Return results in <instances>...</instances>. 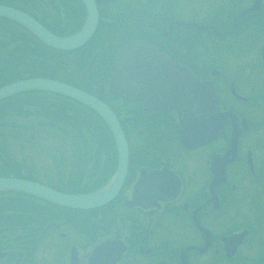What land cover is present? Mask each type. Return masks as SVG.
Segmentation results:
<instances>
[{
  "label": "flooded vegetation",
  "instance_id": "af4514ba",
  "mask_svg": "<svg viewBox=\"0 0 264 264\" xmlns=\"http://www.w3.org/2000/svg\"><path fill=\"white\" fill-rule=\"evenodd\" d=\"M93 2L98 23L85 47L98 62L86 67L97 73L86 79L81 65L73 87L115 115L128 149L124 181L89 211L1 196L24 200L0 212V264H264V0ZM133 42L141 45L137 62L123 66L110 92L114 53ZM9 114L10 128H0L1 177L68 194L106 181L70 190L92 183L94 172L61 149L49 155L54 177L41 163L31 167L28 155L15 161ZM186 120L197 130L191 146L181 139Z\"/></svg>",
  "mask_w": 264,
  "mask_h": 264
},
{
  "label": "trees",
  "instance_id": "16d2710c",
  "mask_svg": "<svg viewBox=\"0 0 264 264\" xmlns=\"http://www.w3.org/2000/svg\"><path fill=\"white\" fill-rule=\"evenodd\" d=\"M28 1L33 3L34 7L31 6ZM55 2L57 3L56 0ZM13 4L15 8L22 10L33 17H38V7L35 5L38 3H36L34 0H14ZM47 28H49V26H47ZM56 35L61 36L60 34ZM48 53H50V56H48ZM86 54L87 51L84 53L83 48L72 53H59L53 51L40 43L23 27L9 20L0 19V87L28 78H49L67 83L71 86H75L74 74L79 73V68L81 65H84L86 62L87 63L85 65L90 63L91 59L88 60L85 58ZM98 60H100V58ZM100 62L102 61L100 60ZM80 74L87 79V73L83 71L80 72ZM26 94L45 95L47 93L34 92ZM26 94L17 95L3 101L4 105L0 107V128L3 126L6 129L10 128L11 124L9 111L13 109L14 120L12 126L15 130L13 139L16 141V143L23 144L24 142H28L36 148H39V140L41 137L36 136L34 132H37L41 129L62 130L61 136L49 137H61L59 138L61 142L65 143V145L69 147L71 156H73L72 159L75 161H81L80 163H82L83 160L79 158H81L84 153H81L78 147H86V141L83 138L81 140L82 142L80 141L82 146H80V135H70V132L68 131V126H73L71 121H73L72 119L75 118H72L66 112L60 111L58 109L51 111L54 113H50L48 110L46 114L49 116L46 118L40 117L39 119H36L32 114L33 111L37 112L39 109L45 111V105L43 103H39V107L32 108V104L21 102V99L24 98L23 96ZM49 95L53 97L54 100L72 105L75 104V102L69 99L53 94ZM20 96L22 97L17 100L16 98ZM76 105L77 104H75L73 107H76ZM83 109L85 113L83 116L88 121H90L92 118H97L96 115H94L92 112H89V110L85 108ZM59 111L60 113H58ZM63 114H65L67 118L64 117ZM0 144L4 145L5 142L1 140ZM84 150L87 151V149Z\"/></svg>",
  "mask_w": 264,
  "mask_h": 264
},
{
  "label": "water",
  "instance_id": "95a60500",
  "mask_svg": "<svg viewBox=\"0 0 264 264\" xmlns=\"http://www.w3.org/2000/svg\"><path fill=\"white\" fill-rule=\"evenodd\" d=\"M86 10V20L83 28L74 36L70 37H56L39 23L28 15L7 7L0 6V18H6L16 22L24 27L32 35H34L45 46L57 50V51H71L81 47L93 34L96 23L97 15L95 6L92 0H80ZM145 50L150 51L147 47L143 46ZM141 50L140 43H131L117 52V59L115 62V71L119 72L125 62H129L132 65L136 64V57L134 53ZM115 78L117 73L115 72ZM30 91H42L50 92L60 96L72 99L96 112L102 120L105 122L114 140V144L117 150L118 165L117 172L113 179L103 190L87 195H63L48 188L20 180L4 179L0 178V191L1 190H13L30 194L32 196L41 198L58 206L88 210L101 206L108 202L114 195L116 189L120 185L127 162V149L126 144L112 112L96 98L81 92L66 84L56 82L49 79H27L18 81L7 86L0 88V99L15 95L22 92Z\"/></svg>",
  "mask_w": 264,
  "mask_h": 264
},
{
  "label": "rangeland",
  "instance_id": "374dc122",
  "mask_svg": "<svg viewBox=\"0 0 264 264\" xmlns=\"http://www.w3.org/2000/svg\"><path fill=\"white\" fill-rule=\"evenodd\" d=\"M36 3L37 14L38 19L41 20L42 23L49 26V29L60 35H68L75 31V29L81 25V22L83 20V11L81 7L74 1V0H34ZM31 6L34 7V4L28 1ZM44 14V15H43ZM43 15V16H42ZM92 47V46H88ZM88 47L83 48V52L87 54L85 55V58L88 60H93V66H95V63L98 61L95 60V57H92L90 50H88ZM48 56H50V53H48ZM97 61V62H96ZM85 63V62H84ZM87 63V62H86ZM85 63V64H86ZM84 64V67L82 69L85 73L90 74L92 77V80L95 78V75L97 73L96 68L90 65V70L87 65ZM22 96L17 97L16 99L19 100ZM24 98L21 99V102L32 104V108L39 107V103H43L45 105V111L39 109L37 112L33 111V115L36 119L46 118V113H54L51 112L52 110H60L66 112L68 115H70V118L73 120L71 121L73 126L69 125V132L70 135L79 136V142L84 138L86 141V147H88V151H85L84 148L78 147L79 151L84 153V155L79 158L81 160H84L91 169V172H94V179L92 183L87 184H81L79 182L75 184H70L68 187L70 190L80 192L88 188H94L95 185H100L104 180L107 179V177L110 175V166H114L113 156H115V152L113 154L114 146L113 141L111 140L110 135L106 131L104 125L99 121L97 118L91 119L88 121L83 114L84 109L81 107H73L75 104H67L60 102L58 100H54L53 97H51L49 94H26L23 96ZM4 105L3 100H0V107ZM60 111L58 113H60ZM56 113V114H58ZM64 117L67 118L65 114H63ZM82 116V117H81ZM77 118V119H76ZM70 119V120H71ZM61 136V135H60ZM11 137V136H10ZM61 138V137H59ZM59 138H53L49 136H41L40 145L38 147H42L44 151H40L36 149L35 146L24 142L23 144H18L13 139V146H14V152L16 153V156H29L30 164L33 168L36 167L39 163L45 165V168L42 169V172L45 173V175L54 177L56 174L55 167L57 164H51L49 160L50 154H56L58 155L59 152L58 149L63 150V153L66 154V156H70L71 153H66L67 150L65 147V143H62ZM82 142V141H81ZM80 142V146H82V143ZM91 150L93 153V156L95 158V161L92 163V157L88 156L87 154L91 153ZM60 151V150H59ZM66 156H62L61 159L66 158ZM87 158H85V157ZM81 161H77L76 164L78 165ZM35 169V168H34ZM24 200L18 197H5L2 199L3 203L0 205V212L3 210H11L9 208L12 207L11 201H19ZM34 201H31V205H33ZM35 204H39L34 202ZM1 214V213H0ZM4 215V214H3ZM3 218V216H1ZM0 218V219H1ZM23 235V233H22ZM33 233L31 232L28 236L29 241L31 242L33 239L31 237ZM38 248V256L41 255V251Z\"/></svg>",
  "mask_w": 264,
  "mask_h": 264
}]
</instances>
